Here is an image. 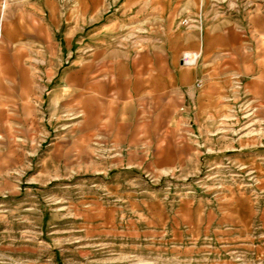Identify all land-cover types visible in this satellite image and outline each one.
<instances>
[{
    "label": "rangeland",
    "instance_id": "obj_1",
    "mask_svg": "<svg viewBox=\"0 0 264 264\" xmlns=\"http://www.w3.org/2000/svg\"><path fill=\"white\" fill-rule=\"evenodd\" d=\"M30 5L0 0V27ZM253 9L264 0H105L84 17L61 0L60 32L13 43L0 264H264V102L236 82L222 111L194 122L180 97L135 99L125 79L173 25Z\"/></svg>",
    "mask_w": 264,
    "mask_h": 264
},
{
    "label": "crops",
    "instance_id": "obj_2",
    "mask_svg": "<svg viewBox=\"0 0 264 264\" xmlns=\"http://www.w3.org/2000/svg\"><path fill=\"white\" fill-rule=\"evenodd\" d=\"M22 1L31 2L30 7L13 15L9 10L11 18L5 23L2 19L0 27V112L16 95L14 81L19 78L14 75L13 62L21 57V51L15 50L13 43L26 33H35L37 41H42L47 27L54 32L62 27L61 0ZM71 1L79 4L84 17L103 13L105 0ZM180 1L192 8L196 0ZM47 17H52V22ZM190 50L199 53L195 64L182 61L183 53ZM131 64L133 74L125 78L131 97L151 96L166 101L180 97L184 104L182 116L188 120L191 116L194 122L222 111L221 100L235 90L236 82L241 84V95L263 103L264 9L240 16L206 17L176 29L173 25L172 34L163 43L147 47ZM17 91L20 96V84Z\"/></svg>",
    "mask_w": 264,
    "mask_h": 264
},
{
    "label": "built area",
    "instance_id": "obj_3",
    "mask_svg": "<svg viewBox=\"0 0 264 264\" xmlns=\"http://www.w3.org/2000/svg\"><path fill=\"white\" fill-rule=\"evenodd\" d=\"M185 57L187 58L188 62H194V61H196L197 56L194 53L188 52V53H186Z\"/></svg>",
    "mask_w": 264,
    "mask_h": 264
}]
</instances>
